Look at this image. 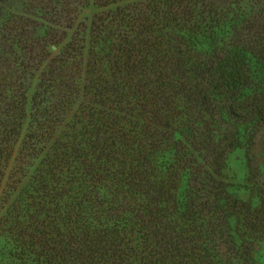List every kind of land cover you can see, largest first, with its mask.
Masks as SVG:
<instances>
[{"label": "trees", "instance_id": "obj_1", "mask_svg": "<svg viewBox=\"0 0 264 264\" xmlns=\"http://www.w3.org/2000/svg\"><path fill=\"white\" fill-rule=\"evenodd\" d=\"M13 1L0 0V264H255L264 0ZM91 2L89 38L80 24L65 41ZM238 149L242 186L226 174Z\"/></svg>", "mask_w": 264, "mask_h": 264}, {"label": "rangeland", "instance_id": "obj_2", "mask_svg": "<svg viewBox=\"0 0 264 264\" xmlns=\"http://www.w3.org/2000/svg\"><path fill=\"white\" fill-rule=\"evenodd\" d=\"M13 3H14V7L18 6L17 1L14 0ZM100 11L101 9H99L96 5H94L93 2H91L88 7H86L85 9L81 11V13L79 14L78 21L73 27V29L66 30L61 27L58 30L60 33H62L63 31L67 33V38L65 39V41H67L70 38V36L73 34V32L76 30L77 25L81 24L85 27V35L88 39L90 35V27H91L92 18L95 14L99 13ZM41 33H44V30H41ZM61 47L62 45L51 46L50 47L51 55L56 56L60 52ZM36 84H37V79L35 78L31 81L30 87L27 93L28 100H29L28 111L30 110V106H31L30 103H31V99L35 92ZM26 127H27V123H25V128ZM259 152L260 151H258L257 153ZM245 156H246L245 151L242 149L235 150L229 155L228 168L226 170V174H227L228 180L236 185L242 186L246 183V157ZM260 160H261V163L263 164L264 156H262V154H261ZM233 192L236 196L243 198V199H249L251 195L249 192L243 189H240V190L233 189ZM1 196L3 195H1L0 193V197ZM5 247H6L5 243L2 242L0 244V251L5 250L4 249ZM254 262L255 264H264V241L259 243L258 246L255 248Z\"/></svg>", "mask_w": 264, "mask_h": 264}]
</instances>
